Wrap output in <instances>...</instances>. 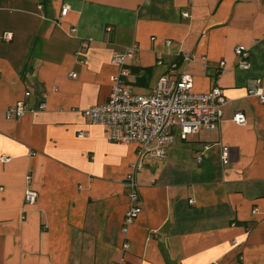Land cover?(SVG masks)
I'll use <instances>...</instances> for the list:
<instances>
[{
	"label": "crops",
	"instance_id": "crops-1",
	"mask_svg": "<svg viewBox=\"0 0 264 264\" xmlns=\"http://www.w3.org/2000/svg\"><path fill=\"white\" fill-rule=\"evenodd\" d=\"M131 48L133 94L186 73L192 93L217 87L226 105L218 129L182 140L174 128L165 158L142 160L140 213L122 252L137 147L111 142L82 112L108 100L111 59ZM254 88L264 96V0H0V264H264V103L247 95ZM19 101L23 116L7 119Z\"/></svg>",
	"mask_w": 264,
	"mask_h": 264
},
{
	"label": "built area",
	"instance_id": "built-area-1",
	"mask_svg": "<svg viewBox=\"0 0 264 264\" xmlns=\"http://www.w3.org/2000/svg\"><path fill=\"white\" fill-rule=\"evenodd\" d=\"M67 6L61 10L65 16ZM5 41L10 40V34H5ZM134 49H125L122 53L111 59V64L118 68L117 74L110 78L111 91L108 100L101 105L94 106L82 112L91 124L99 125L108 130V139L117 144H135V161L130 167L129 174L124 179L127 188L128 210L122 220L120 229L123 243L121 251L127 250L126 235L129 226L140 213L138 188L135 183V173L140 171V163L144 158L164 159L166 156L165 146L173 140L172 130L177 128L180 139L196 134L198 131L215 130L219 128L222 117V109L226 100L221 89L215 87L205 94L192 93V79L186 73L179 74L175 79L161 76L150 95L141 96L132 93V88L127 82L130 77L125 67V60L133 57ZM237 57V68L242 71L249 69V51L244 46L234 49ZM185 62L193 60L183 54ZM159 64V63H158ZM217 76L225 72L224 63L220 62L217 68ZM74 77V76H72ZM255 84H259L256 81ZM26 93L24 96L27 97ZM248 96L257 97L264 103V96L259 89H250ZM45 109V104H40L38 110ZM31 111L30 113H34ZM24 114L23 104L17 102L5 112L7 119L20 118ZM233 122L238 126H245L244 116L234 114ZM207 149V147H203ZM3 162L9 161L2 156ZM221 164H228V150L226 147L221 151ZM24 204L33 206L36 203V193L26 190Z\"/></svg>",
	"mask_w": 264,
	"mask_h": 264
}]
</instances>
